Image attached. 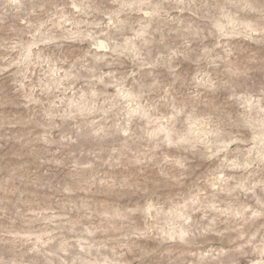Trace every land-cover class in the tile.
Segmentation results:
<instances>
[{
	"label": "rangeland",
	"instance_id": "374dc122",
	"mask_svg": "<svg viewBox=\"0 0 264 264\" xmlns=\"http://www.w3.org/2000/svg\"><path fill=\"white\" fill-rule=\"evenodd\" d=\"M0 264H264V0H0Z\"/></svg>",
	"mask_w": 264,
	"mask_h": 264
}]
</instances>
